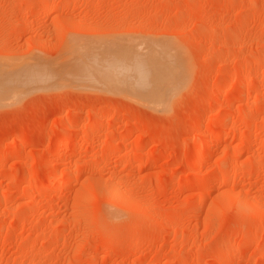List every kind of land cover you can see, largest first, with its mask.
<instances>
[{"label": "rangeland", "instance_id": "1", "mask_svg": "<svg viewBox=\"0 0 264 264\" xmlns=\"http://www.w3.org/2000/svg\"><path fill=\"white\" fill-rule=\"evenodd\" d=\"M0 67V264H264V0H0Z\"/></svg>", "mask_w": 264, "mask_h": 264}, {"label": "bare ground", "instance_id": "2", "mask_svg": "<svg viewBox=\"0 0 264 264\" xmlns=\"http://www.w3.org/2000/svg\"><path fill=\"white\" fill-rule=\"evenodd\" d=\"M131 43H132V42H131ZM123 44H124V43H123ZM131 45H132V44H131ZM125 47H126V46H125ZM137 47H140V46L138 45ZM147 48H148V47H147ZM76 49H77V48H76ZM78 49H79V48H78ZM138 49H139V48H138ZM98 50H99V49H98ZM98 50H97V51H98ZM120 50H121V48H120ZM95 51H96V50H95ZM116 52H117V49H116ZM120 52H121V54H122V51H120ZM140 52H141V51H139V53H140ZM143 52H144V51H143ZM143 52H142V54H143ZM75 53H76V52H75ZM75 53H74V54H75ZM78 53H80V52H78ZM133 53H134V55H133V56H134L133 59L130 58V59L133 60V61H130V60L128 59V57H132V55L130 56V50H129V53H128L127 55H126V52H125V55H126V56H125L124 59H126V60L129 61L128 64L130 63L129 66H127V67H126V65H124V67L126 68V71H125V68L122 67L123 65L121 66L123 69H117V71H116L115 69H114V70H115L116 72H118V70H119V73H120V74L125 73V72L128 73V72L130 71V72L133 74V76L135 77V78H134V77L131 75V76H132L131 78L134 79V81L132 80L131 85L134 86V84H132L133 82L135 83V86L138 85L137 87L134 86V87H135L134 89L139 88V87H140L139 89H141V88L144 89L145 86L148 87L149 83L151 84V82L153 81L152 79H150V81H151V80H152V81H151V82H149V81L147 82V80H149V79H147L146 74H147V73L151 74V73H154L155 71L152 72V70H154V68H152V67H150V68H151V72L148 71V70L150 69V68L147 69V67H149V65H148L149 62H148V64H147V67H144L143 64L140 65L139 62H138V61L143 60L144 58H145L146 60L148 59V61L151 60V59L146 58L144 55L142 56L143 59H142L141 57H140L141 59L138 58V56H137L136 59H134V58L136 57V55H135V52H133ZM151 53H152V52H151ZM160 53H161V52H160ZM118 54H119V51H118ZM121 54H120V55H121ZM131 54H132V53H131ZM137 54H138V53H137ZM80 55H81V54H80ZM122 55L124 56V54H122ZM158 55H159L160 58H161V55H160V54H158ZM106 57H107V56H106ZM79 58H80V57H79ZM90 58H91V56H90ZM101 58L104 59L105 57H102V56H101ZM122 58H123V57H122ZM122 58H121V59H122ZM158 58H159V57H158ZM91 59H93V64L91 63V62H92V61H91V62H89V64H88L87 67H91V68L96 67V68H98L97 71L94 70L95 68L93 69V71H95L94 73L100 71V70H101V69L99 70L100 67H97V65L94 66L95 63L97 62V60H96L94 57L91 58ZM94 59H95L96 61H95ZM106 59H107V61H108V60L112 61L110 58H106ZM121 59H120V60H121ZM124 59H123V60H124ZM145 59H144V61H145ZM161 59H162V58H161ZM161 59H159V60L162 61ZM169 59H170V57H169ZM83 60H84V59H83ZM87 60H88V59H87ZM101 60H102V59H101ZM114 60H116V61H113V65L116 64V62L120 61V60L117 61V59H114ZM123 60H122L121 64H122V63H126V61L123 62ZM94 61H95V62H94ZM163 61H165V60H163ZM163 61H162V62H163ZM77 62H78V61H76V64H77ZM82 62H83V61H82ZM84 62H87V61H84ZM99 62H100V61L98 60V63H99ZM101 62H104V61L102 60ZM132 62H133V63H132ZM2 63H3V62H2ZM18 63H20V62H18ZM28 63H29V62H28ZM37 63H38V62H37ZM74 63H75V62H74ZM90 63H91V64H90ZM98 63H97V64H98ZM106 63H107V62H106V60H105V64H104V63H102V64H103V65H106ZM108 63H109V66H110L111 62H108ZM108 63H107V65H108ZM157 63H158V62H157ZM166 63L168 64L167 60H166V62H165L164 65H166ZM22 64H23V63H22ZM24 64H26V63H24ZM86 64H87V63H86ZM128 64H127V65H128ZM159 64L161 65V62H160ZM169 64H170V63H169ZM16 65H17V64H16ZM19 65H20V64H19ZM32 65H33V64H32ZM91 65H93V67H92ZM100 65H101V64H100ZM100 65H98V66H100ZM113 65H111L110 68L107 66V68H109V69H108V72H111L110 69H111V67H112V69H113ZM154 65H155V64H154ZM1 66H3V65L1 64ZM24 66H26V65H23V67H24ZM101 66H102V65H101ZM162 66H163V65H162ZM166 66H167V65H166ZM166 66H164V67H166ZM3 67H4V66H3ZM87 67H86L85 69H87ZM102 67H103V66H102ZM105 67H106V66H105ZM128 67H129V69H127ZM174 67H175V66H174ZM182 67H183V66H182ZM4 68H6V67H4ZM4 68H3V69H4ZM13 68H14V66H13ZM13 68H11V71L13 70ZM25 68H27V69L24 70V71H21V72L19 71V72H17L15 75H11L10 78H9V81H8V78L6 77V75H3L4 72L1 71V67H0V97L3 96V95L6 94V93L8 94L9 89L12 90V88L14 89V88L16 87V86H15V87H12V88H8V87L11 86L12 84H17V85H21V86H22L23 84H26V83L28 84V82H31V83L34 85L33 82H36L37 79H38V82H39V78L42 76L41 74L44 73V71H42V70L39 71L38 69H40V67H35V68H37L36 71H35V68H34V69H33V68H29V67H25ZM28 68H29V69H28ZM74 68H75V67H74ZM107 68H105V69H107ZM114 68H115V67H114ZM118 68H119V67H118ZM168 68H169V67H168ZM180 68H181V67H180ZM180 68H179V69H180ZM3 69H2V70H3ZM14 69H15V68H14ZM20 69L22 70V67H21V66H20ZM83 69H84V68L79 67V68H76L75 70H77L78 73H79V71H80V73H82L81 71H82ZM89 69H90V68H89ZM89 69H88V73H87V70H83V72L86 71V73L89 74ZM105 69H103V70H105ZM145 69L147 70V72H146ZM170 69H171L172 71L175 70L174 68H170ZM5 70L7 71V69H5ZM103 70L101 71V74L103 73L102 75L105 76ZM120 70H121V71L123 70V71H125V72H123V71L121 72ZM128 70H129V71H128ZM11 71H10V73H11ZM37 71H38L39 73H38ZM93 71H92V72L90 71V72L93 73ZM127 71H128V72H127ZM75 72H76V71H75ZM112 72H113V71H112ZM130 72H129V73H130ZM170 72H171V71H170ZM6 73H8V74H7V76H8V75H9V72H6ZM6 73H5V74H6ZM14 73H15V70H13V74H14ZM40 73H41V74H40ZM86 73L84 72V75L82 74V76L87 75ZM94 73H93V74H94ZM105 73H106V71H105ZM119 73H118V74L115 73V74H116L115 77H117V75L119 76ZM47 74H48V73H47ZM63 74L65 75L66 72H64ZM63 74H62V76H61V74H60V77H63ZM75 74H76V75H74V73H71V75L74 76V79H75V78H78V76H79V78L81 77V76L78 75L77 73H75ZM107 74H109V73H106V75H107ZM111 74H112V73H111ZM113 74H114V73H113ZM149 74H148V76H149ZM155 74H156V73H154V75H155ZM163 74H164V73H163ZM54 75H56V74H54ZM68 75H69V74L67 73L66 76H68ZM71 75H70L69 77H71ZM160 75H161V74H160ZM165 75H166V73H165ZM167 75H168V74H167ZM3 76L7 79V80H6V79L4 80L5 82H4L3 79H2ZM50 76H51V74H49V77H50ZM56 76H57V75H56ZM91 76H92V74H91ZM109 76H110V74H109L107 77L105 76V77L107 78V81L111 79V77L109 78ZM121 76H122V75H121ZM121 76H120V78H123V77L125 76V77H124L125 79L129 77V75L126 76V74H124L123 77H121ZM155 76H156V75H155ZM155 76H153V78H154ZM157 76H158V75H157ZM4 77H3V78H4ZM8 77H9V76H8ZM44 77H45V78H43V79L45 80L46 77H48V75H47V76H44ZM49 77H48V78H49ZM51 77H52V76H51ZM57 77H58V76H57ZM69 77H68V78H67V77H63V79L61 78V81H62V80L64 81L65 79H66V80H70V79H72V77H71L70 79H69ZM112 77H113V79H114V76H112ZM151 77H152V76H151ZM175 77H176V81L174 82V84H175L176 82H178V80H179L178 76H175ZM41 78H42V77H41ZM64 78H65V79H64ZM79 78H78V79H79ZM85 78H86V76H85ZM85 78H83L84 80H83L82 78H80L79 80L77 79V82L79 81V83H80V82H81V79H82V82L86 81V79L89 78V75H88V77H87L86 79H85ZM117 78H118V77H117ZM148 78H149V77H148ZM161 78H162V77H161ZM161 78H160V80H161ZM51 79H52V78H51ZM74 79H72V80H74ZM92 79H93V77H92ZM94 79H95V78H94ZM103 79H104V78H103ZM44 80H43V81H44ZM46 80H47L46 82L49 81V79H46ZM54 80H55V77H54ZM54 80H53V82H52V80H51L50 84H51V83H54ZM75 80H76V79H75ZM115 80H117V79L115 78ZM157 80H159V79H157ZM160 80H159V81H160ZM1 81H3V82H1ZM6 81H8V82H6ZM59 81H60V79H59ZM63 81H62V82H63ZM87 81H90V80H87ZM91 81H92V80H91ZM111 81H112V79H111ZM117 81H118V80H117ZM119 81H120V79H119ZM123 81H124V79H123ZM127 81H128V80H127ZM155 81H156V80H155ZM40 82H41V81H40ZM44 82H45V81H44ZM94 82H95V81H94ZM108 82H109V81H108ZM113 82H114V80H113ZM115 82H116V81H115ZM125 82H126V81H125ZM125 82H124V83H125ZM171 82H172V81H171ZM70 83H71V82H70ZM95 83H96V82H95ZM117 83H118V84H122V87H123V83H121V81H120V83H119V82H117ZM129 83H130V82H129ZM129 83H128V84H129ZM146 83H147V85H146ZM152 83H153V82H152ZM161 83H162V82H161ZM77 84H78V83H77ZM110 84H111V83H110ZM110 84H109V85H110ZM115 84H116V83H115ZM164 84H165V83H164ZM71 85H72V84H71ZM81 85H82V83H81ZM112 85H113V84H112ZM151 85H152V84H151ZM158 85H159V84H158ZM67 86H68V85H67ZM113 86H115V85H113ZM117 86L119 87V85H117ZM117 86H116V87H117ZM120 86H121V85H120ZM74 87H75V86H74ZM122 87H121V89H122ZM129 87H130V84H129ZM147 87H146V88H147ZM161 87H162V86H161ZM131 88H132V87H131ZM15 89H16V88H15ZM14 91H15V90H14ZM135 91L137 92V90H135ZM149 91H150V90H149ZM166 91H167V90H166ZM11 92H12V91H11ZM140 92H141V91H140ZM160 93H161V92H160ZM9 94H10V93H9ZM157 95H160V94H157ZM157 95H156V96H157ZM159 97H160V96H159ZM164 99H165V97H164ZM148 100H149V99H148ZM1 101H2V100L0 99V103H1ZM69 142H70V140H69V139H66V140L62 141L60 145H66V144L69 143ZM59 143H60V142H59ZM204 147H205V146H204ZM66 183H67V180L65 179V180H59V181H56V183H54V184H55V187H60V188H61V187L64 186Z\"/></svg>", "mask_w": 264, "mask_h": 264}]
</instances>
